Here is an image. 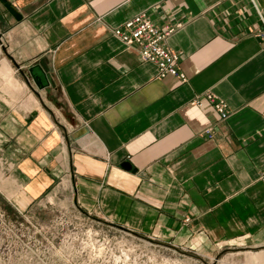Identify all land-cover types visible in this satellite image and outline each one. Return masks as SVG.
<instances>
[{"label":"crops","instance_id":"0c3cea01","mask_svg":"<svg viewBox=\"0 0 264 264\" xmlns=\"http://www.w3.org/2000/svg\"><path fill=\"white\" fill-rule=\"evenodd\" d=\"M139 14L180 25L166 46L187 82L113 35ZM257 19L251 0H0V195L19 213L70 198L172 247L238 245L264 262Z\"/></svg>","mask_w":264,"mask_h":264},{"label":"rangeland","instance_id":"374dc122","mask_svg":"<svg viewBox=\"0 0 264 264\" xmlns=\"http://www.w3.org/2000/svg\"><path fill=\"white\" fill-rule=\"evenodd\" d=\"M253 251L149 242L84 214L70 198H43L19 213L0 195V264H264Z\"/></svg>","mask_w":264,"mask_h":264},{"label":"built area","instance_id":"2783aa9c","mask_svg":"<svg viewBox=\"0 0 264 264\" xmlns=\"http://www.w3.org/2000/svg\"><path fill=\"white\" fill-rule=\"evenodd\" d=\"M251 3L258 19L252 26L250 34L264 45V17L255 2L251 0ZM179 26L178 24L158 25L146 14H139L116 28L113 35L126 46L135 48L141 61L154 64L157 67L158 78L173 76L185 83L188 79L180 69L179 56L166 46L167 39ZM244 33L242 32V34ZM208 99L213 102L220 118L226 119L229 115L227 106L223 102L215 100L212 96H208ZM206 134L210 137L212 135L211 130H207ZM260 180L264 184V170L261 173ZM186 221L188 220L186 219Z\"/></svg>","mask_w":264,"mask_h":264},{"label":"water","instance_id":"95a60500","mask_svg":"<svg viewBox=\"0 0 264 264\" xmlns=\"http://www.w3.org/2000/svg\"><path fill=\"white\" fill-rule=\"evenodd\" d=\"M5 52H6V50H5ZM8 57H9L11 60H13V59L11 58V56L8 55ZM122 167L125 168V169H128V170H131V169H132V168H131V165H130L128 162L123 163V164H122ZM95 219H96V218H95ZM97 220H98V219H97ZM112 226L117 227V228H119V229H121V230H123V231H125V232H127V233H130V234H132V235H134V236H136V237H138V238H141V239H143V240H146V241H149V242H155V241L152 240L151 238H148V237H146V236H142V235L137 234V233H135V232L129 231V230L123 228V227L115 226V225H112Z\"/></svg>","mask_w":264,"mask_h":264}]
</instances>
